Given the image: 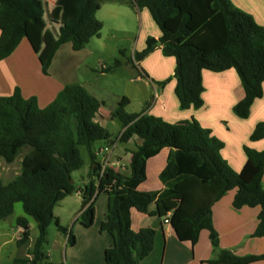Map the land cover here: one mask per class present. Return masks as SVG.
Wrapping results in <instances>:
<instances>
[{
  "label": "trees",
  "instance_id": "16d2710c",
  "mask_svg": "<svg viewBox=\"0 0 264 264\" xmlns=\"http://www.w3.org/2000/svg\"><path fill=\"white\" fill-rule=\"evenodd\" d=\"M123 1L76 0L74 14L62 22L42 72L47 73L61 45L70 43L73 51H80L100 35L103 25L95 15L102 3ZM127 4L137 10L145 9L160 32L158 38L147 37L141 51L133 52L129 60L133 67L137 68L157 49L163 57H172L171 77L175 80L174 95L180 111L198 110L204 105L203 70L220 73L233 69L244 95L234 104L232 113L238 119L248 118L253 102L263 95L264 83V28L250 14L231 0H129ZM42 16L38 0H0V61L26 36V24ZM119 65L115 60L114 66ZM137 71L147 77L142 70ZM169 80L155 84L163 87ZM102 105L77 84L64 86L43 109L38 108L35 98H22L18 89L11 96L0 97V158L10 164L22 148L29 149L21 160L18 175L9 183L0 182V220L12 214L15 203H21L25 216L34 220L37 229L31 249L9 264H64L49 262L42 248L51 224L66 237L68 245L75 244L73 233L54 215L56 205L74 193L81 196L77 221L85 228L93 224L97 196H108L107 217L100 231L108 234L113 244L104 251V264H140L152 252L155 231H132L131 209L163 220L168 216L179 241L195 244L200 231L206 230L214 252V258L206 264L264 261V254L239 257L220 249L218 233L212 225L213 205L228 191L235 190V210L259 207L252 237H264V150L245 146L246 162L236 173L220 155L223 142L195 119L170 124L146 112L150 103L142 112L129 114L126 101H121L110 113V118L121 126L118 142L126 143L132 137L141 140L130 151L128 174L121 173L103 167L94 148L99 142L113 143L96 121ZM262 139L264 122H259L249 140ZM81 148L89 159L88 182L76 187L72 173L82 166ZM164 148L169 153L159 174L163 189L138 191L137 187L146 179V161ZM16 224L26 230L18 242L23 243L28 220L20 217Z\"/></svg>",
  "mask_w": 264,
  "mask_h": 264
},
{
  "label": "crops",
  "instance_id": "0c3cea01",
  "mask_svg": "<svg viewBox=\"0 0 264 264\" xmlns=\"http://www.w3.org/2000/svg\"><path fill=\"white\" fill-rule=\"evenodd\" d=\"M75 2L76 0H73V6ZM231 2L240 10L250 14L264 28V0H231ZM38 3L43 9V16L35 22L26 24V36L8 57L0 61V97L11 96L15 89H18L22 98H35L38 108L43 109L55 99L64 86L77 84L102 102V106H104L102 89L80 77L78 72L81 69L79 66L80 61H76L79 55L80 58H84L81 63L94 55L89 43L93 39H100V35L91 39L80 51H73L70 43L61 45L55 52L47 68V73L44 74L42 66L58 38L59 28L65 19L72 18L74 8L69 10L68 18L60 17L56 19L54 16H50L48 20H44L47 17L44 5L55 6L56 4L54 0H38ZM104 3L96 12V18L102 22V25L103 20L98 15ZM116 4L129 7L124 1ZM64 8L65 6H61V15L65 12ZM111 10L112 8H109L108 13L112 12L113 16L116 13L124 14L121 10ZM144 15L148 19V16ZM148 27L152 31L150 30V32L141 37V50L145 47L147 37L158 38L160 36L157 27L154 28L150 24H148ZM153 55L160 57V50H155L138 64L139 69L147 77L139 74L136 77L137 80L143 81L155 91L154 100L146 110L149 115L161 118L170 124L195 119L202 128L209 129L212 136L223 142L224 147L221 149L220 155L230 169L236 173L240 172L246 162V155L243 150L245 146L256 151L264 150V139L254 142L249 140L255 125L259 122H264V83L262 84V97L253 102L248 118L242 120L235 117L232 113V107L244 95L235 71L229 69L220 73H213L203 70L201 76L204 87L202 93L204 105L198 110L191 108L180 111L174 95L175 80L171 77L174 69V59L162 56L163 58H158L159 61L156 65L148 66L152 68L149 69L146 67V61ZM166 64L173 67L165 70L164 65ZM142 65H146L143 66L144 69ZM167 78H170V80L163 87H158L155 84V82H161ZM118 100L117 103L121 102L120 98ZM147 103V101L141 100L139 113L144 110L143 108H145ZM129 105L131 104L126 105V112L129 114L137 113L131 111L134 109H130ZM202 110L206 112L202 113ZM111 111L109 112V117ZM100 112L101 107L96 115V121L105 128V121ZM225 113L227 115H223ZM120 132L116 138L112 139L110 137V141H113V143L109 147V151L103 152L102 156L109 157L110 163L115 170L128 174L127 167L131 159L130 151L135 146L140 145L141 140L138 137H132L126 143H123L124 146H118L117 138ZM106 146H109V143L102 142L96 151ZM28 151V148H22L15 160L10 164L5 163L0 158V182L3 184L9 183L18 175L21 160ZM168 153L169 150L164 148L156 156L146 161V179L137 187L138 191L150 192L163 189L159 174L166 165ZM98 161L100 162L99 159ZM123 170H126V172ZM87 172L88 167L84 176H80V187L88 182ZM262 187L264 188V174L262 176ZM234 195L235 190L228 191L212 207V225L218 233L219 248L229 250L239 257L264 254V237H252L258 222L259 207H242L239 210H235L232 207ZM73 196L77 198V202L80 205L81 196L79 193H74L60 201L56 207ZM107 205V194L100 193L94 202V221L89 228L83 227L77 221L79 209L72 215L70 228H66L73 233L75 244L66 246L64 259L57 263L104 264V251L113 244L112 238L105 232L100 231V225L107 217ZM152 210H154V205L150 206V211ZM56 217L62 225L60 218ZM130 228L134 232L143 228L155 231L152 252L140 264H206L207 260L214 258V252L206 230L200 231L195 244L189 241H179L169 223H164L163 219L158 216L142 214L135 209L130 210ZM17 230L22 235L26 231L18 225ZM22 235L18 239L23 237ZM64 241L67 244L66 237H64ZM64 241H62L63 244ZM47 257L49 262L55 263L51 260L50 255H47ZM252 264H264V261Z\"/></svg>",
  "mask_w": 264,
  "mask_h": 264
},
{
  "label": "rangeland",
  "instance_id": "374dc122",
  "mask_svg": "<svg viewBox=\"0 0 264 264\" xmlns=\"http://www.w3.org/2000/svg\"><path fill=\"white\" fill-rule=\"evenodd\" d=\"M128 1L129 0H124L126 3ZM54 2L56 4L55 6L44 5L47 16L44 20H48L50 16H54L56 19L60 17L68 18L69 10H73L74 8L73 0H54ZM61 6H65V12H63L62 15ZM109 8H112V10L117 9V11L121 10L124 14L116 13L115 16H113L112 12L108 13ZM144 14L148 16V19ZM98 17L103 20L100 39L94 40L92 38L93 40L89 43L90 48L94 51V55L82 63L81 60L84 58H80L79 55L76 61H80L79 66L81 69L78 71L80 77L88 80L90 83L96 84L103 91V101L105 105L101 106L100 113L105 121L106 131L109 133L110 137L114 139L120 132L121 126L116 120L109 117V112L111 110L113 111L118 103H120H117L119 98L121 99L120 101H126L127 104L130 103V109H134L131 111L137 113L140 111L141 106L139 107V105L141 100L147 101V104L154 100V89L143 81L136 79L139 67L137 66L138 69L133 67L129 60L134 51L141 50V37L151 30L148 24L154 28H156V26L146 10L130 9L127 6L110 2L104 3ZM157 56L158 55H153L149 57L146 61L147 66L142 65V68L143 66L151 67L152 65H156L159 61L158 58H163L162 55L160 57ZM115 60L120 62L119 66H114ZM164 66L165 70L173 67L167 64ZM201 112L204 113L206 111L202 110ZM223 115L227 114L225 113ZM101 144L102 142L96 143L94 145L95 150L98 149ZM119 145L124 146L123 143L118 142V146ZM80 153L82 167L72 173V180L76 187L81 185L80 176H84L89 165V159L85 149L81 148ZM100 156H97L99 160ZM123 171L126 172V170ZM79 207L80 205L77 202V198L73 196L66 199L63 203H60V205L55 208L54 213L60 218L64 227L70 228L72 215L77 212ZM20 217L27 218L28 231L26 233V241L18 244L22 238L20 237L18 239V237L22 234L17 232L16 221ZM36 235L37 229L34 220L25 216L21 203H15L12 214L8 218L0 220V264H9L12 259L24 256L27 251L31 249ZM62 241H64V236L58 233L55 226L51 224L47 229L46 243L43 245L42 251L46 255H50L51 260L55 263L63 260L65 257V250L68 244H66L65 241L63 244Z\"/></svg>",
  "mask_w": 264,
  "mask_h": 264
},
{
  "label": "built area",
  "instance_id": "2783aa9c",
  "mask_svg": "<svg viewBox=\"0 0 264 264\" xmlns=\"http://www.w3.org/2000/svg\"><path fill=\"white\" fill-rule=\"evenodd\" d=\"M109 147H111V146H106V147H104V148L96 151V155L97 156H100L101 155L100 156V163H101V165L103 167L109 166V167L113 168L112 164L110 163L109 157H103L102 156V153L103 152H108L109 151ZM113 169H115V168H113ZM163 221H164V223H169L168 216H166Z\"/></svg>",
  "mask_w": 264,
  "mask_h": 264
}]
</instances>
